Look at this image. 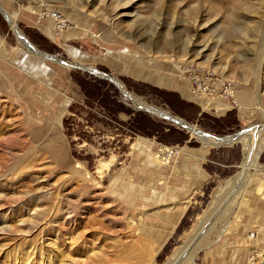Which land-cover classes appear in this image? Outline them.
I'll list each match as a JSON object with an SVG mask.
<instances>
[{
    "label": "rangeland",
    "instance_id": "1",
    "mask_svg": "<svg viewBox=\"0 0 264 264\" xmlns=\"http://www.w3.org/2000/svg\"><path fill=\"white\" fill-rule=\"evenodd\" d=\"M0 5L37 48L111 73L131 95L201 130L264 124V0ZM42 9L75 25L56 31ZM189 66L232 79L237 105L191 95ZM68 67L32 55L0 13V264H175L202 220L210 230L184 264H264V148L238 204L221 215L216 206L214 217L213 201L241 170L242 140L203 145L132 107L110 80Z\"/></svg>",
    "mask_w": 264,
    "mask_h": 264
},
{
    "label": "bare ground",
    "instance_id": "2",
    "mask_svg": "<svg viewBox=\"0 0 264 264\" xmlns=\"http://www.w3.org/2000/svg\"><path fill=\"white\" fill-rule=\"evenodd\" d=\"M13 24H14V20L11 19V25H13ZM18 42H20V44L23 45L26 50L31 52V50H29L25 46L23 38H19ZM31 53H32V55L38 56L39 58H41L43 60H47L46 58L39 56L34 52H31ZM12 62L18 68L22 67V69L28 70L30 73H33V71L38 69V65L35 64V62H33V61H12ZM61 64L64 66H69L68 69H70L72 67L71 64H73V63L67 62V63H61ZM37 72L39 73L40 71L38 70ZM117 84H118L117 88L121 92L123 91V95L130 101V103L132 104V107H134L135 109H144V110H147V111L154 113V114L158 113L159 108H156L154 106H149L148 104L144 103L142 98L136 97L135 95H131V93H128L129 91L124 87V85L121 82L117 81ZM122 88H123V90H122ZM191 95L198 97V98L208 99V98L204 97L203 95H197L194 93H191ZM233 95H234L235 105H237L236 95H235V83H234ZM225 105H227V104H225ZM228 106H229V104H228ZM62 115H63V109H62V111H60V114H59L58 118L56 119V126L57 127H60L59 121H60V117ZM255 127H258V128L260 127V128L254 129ZM189 132L192 133L193 131H189ZM34 133H36V132H34ZM193 133H195L197 135V137L200 139V141L202 142L203 145L214 146V145L220 144V141L217 138H214V137L210 136L209 134L208 135L202 134L198 129L195 130ZM53 136H54L53 137L54 139L50 142V146L52 148V152H53L54 157L59 158L63 154L64 146H63L61 138L57 134V132ZM140 139H142V138H140ZM241 140H242L241 144H242V148H243V160L241 162V170L238 171L230 179H228V181H226V185L220 190L221 194L220 195L218 194L219 196L217 195L218 199L216 198L213 201L214 206H213L212 210H214V209L216 210V206H219V210L217 211V213H219L218 215H221L224 213V211H225L224 205L227 204L229 201L230 202L236 201V204H238V201L240 200V197L242 195L241 192H243V191H241L242 190L241 187L250 180V178H251L250 175H252L251 170H249V169H253L255 171L257 169H259L260 164L258 161V157H259L261 150L264 148V124L263 125H259V124L258 125H256V124L248 125V127L244 128L241 132H239L233 138V140L231 142H234V141L236 142V141H241ZM140 141L141 140H139V144H142V142H140ZM150 143L152 144L153 142H150ZM173 149L174 148L172 146V151L170 152V154L174 153ZM153 157H152L153 159H157V156L154 155ZM166 161L167 160H164V161L154 160L153 162H155L156 165H159V164L162 165ZM77 166L80 167L84 171V168L81 164H78ZM230 189H232V191H230ZM258 189H259V187H258ZM225 196H226V199L223 200V198ZM215 210L213 212H215ZM217 213L215 212L214 217H217ZM202 221H200L199 226L197 227L198 230L195 229V230H197L194 233V235L196 237L190 239L191 241H189L188 246L186 245L187 247L184 248V250H183L184 252L182 254L180 253L181 256L178 257V255L176 254L177 256L174 257V260H176L175 264H184V263H187L188 261L191 262L195 256V254H196L195 253L196 250L200 249L199 246L205 240V239L203 240V238L206 236V234L204 233L205 230H210L208 227L209 225H207L206 228H204L205 230L201 231L202 230V224H204ZM208 223L211 224V221L209 220Z\"/></svg>",
    "mask_w": 264,
    "mask_h": 264
},
{
    "label": "built area",
    "instance_id": "3",
    "mask_svg": "<svg viewBox=\"0 0 264 264\" xmlns=\"http://www.w3.org/2000/svg\"><path fill=\"white\" fill-rule=\"evenodd\" d=\"M37 14L38 17H42L43 15L49 17L56 31L66 30L75 25L74 23H70L58 10L42 9ZM186 71L191 93L212 97L219 96L231 103H235L233 95L234 81L232 79L224 77L212 70L197 66H189ZM173 152L176 153L175 149H173Z\"/></svg>",
    "mask_w": 264,
    "mask_h": 264
},
{
    "label": "water",
    "instance_id": "4",
    "mask_svg": "<svg viewBox=\"0 0 264 264\" xmlns=\"http://www.w3.org/2000/svg\"><path fill=\"white\" fill-rule=\"evenodd\" d=\"M0 13L2 14V16L7 20V22L9 24H11V19L10 17L8 16V14L5 12V10L2 8V6L0 5ZM12 27V31L15 33L16 37H17V40L19 38H23L24 40V44L25 46L31 50V52H34L36 53L37 55L39 56H42L48 60H52V61H56V62H59V63H67V62H70L68 61L69 59L67 58H62L60 56H57L53 53H49V52H46L44 50H41L39 48H37L20 30H18L15 25H11ZM73 63V62H72ZM72 66L74 67H77V68H80L82 70H85V71H88V72H91V73H94V74H98L108 80H110L112 83H114L116 86L118 85L117 84V79L111 74V73H107V72H103L101 70H99L98 68L94 67V66H90V65H84V64H80V63H73L71 64ZM168 111L166 110H163V109H159L158 110V113H155L159 116H162L164 118H167L168 120H170L171 122L175 123V124H178L179 126H182L183 128H185L186 130L188 131H195V130H199L202 134H205V135H210L214 138H217L219 141H220V144L221 145H227L229 143H231V141L233 140V138L239 133L241 132L243 128H238L228 134H214V133H210V132H207V131H204V130H201L195 126H193L191 123H189L188 121L184 120L183 118L181 117H178L174 114H171V113H167Z\"/></svg>",
    "mask_w": 264,
    "mask_h": 264
},
{
    "label": "crops",
    "instance_id": "5",
    "mask_svg": "<svg viewBox=\"0 0 264 264\" xmlns=\"http://www.w3.org/2000/svg\"><path fill=\"white\" fill-rule=\"evenodd\" d=\"M190 93V92H189ZM214 108V107H213ZM214 110L216 111V108H214ZM181 159H183V158H181L180 156H178V157H176L175 158V160L177 161V160H181Z\"/></svg>",
    "mask_w": 264,
    "mask_h": 264
}]
</instances>
